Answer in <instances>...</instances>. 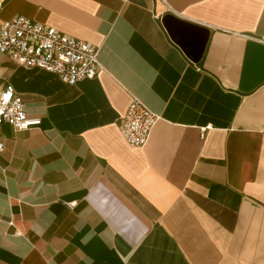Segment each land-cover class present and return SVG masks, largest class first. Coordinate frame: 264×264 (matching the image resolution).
<instances>
[{"label": "crops", "instance_id": "1", "mask_svg": "<svg viewBox=\"0 0 264 264\" xmlns=\"http://www.w3.org/2000/svg\"><path fill=\"white\" fill-rule=\"evenodd\" d=\"M99 47L93 78L18 65L0 124V264H264V0H0ZM166 15L208 30L193 61ZM133 98L159 115L129 145Z\"/></svg>", "mask_w": 264, "mask_h": 264}, {"label": "built area", "instance_id": "2", "mask_svg": "<svg viewBox=\"0 0 264 264\" xmlns=\"http://www.w3.org/2000/svg\"><path fill=\"white\" fill-rule=\"evenodd\" d=\"M0 53L18 65L39 67L55 72L68 84L93 78L101 68L99 47L63 33L23 15H14L0 26ZM159 119L144 102L133 98L123 116L122 135L132 146H144ZM8 123L16 130L40 125L39 117L29 116L23 99L9 83H0V124ZM3 142L0 140V152Z\"/></svg>", "mask_w": 264, "mask_h": 264}, {"label": "water", "instance_id": "3", "mask_svg": "<svg viewBox=\"0 0 264 264\" xmlns=\"http://www.w3.org/2000/svg\"><path fill=\"white\" fill-rule=\"evenodd\" d=\"M163 24L171 38L182 47L193 61H197L206 44L208 30L178 19L173 15H166L163 18Z\"/></svg>", "mask_w": 264, "mask_h": 264}]
</instances>
